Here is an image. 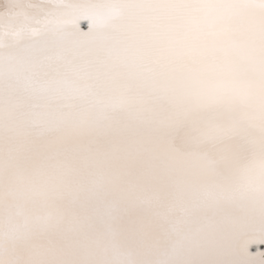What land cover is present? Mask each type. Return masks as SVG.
I'll return each mask as SVG.
<instances>
[{
    "label": "snow or ice",
    "instance_id": "6c2138e0",
    "mask_svg": "<svg viewBox=\"0 0 264 264\" xmlns=\"http://www.w3.org/2000/svg\"><path fill=\"white\" fill-rule=\"evenodd\" d=\"M0 264H264V0H0Z\"/></svg>",
    "mask_w": 264,
    "mask_h": 264
}]
</instances>
